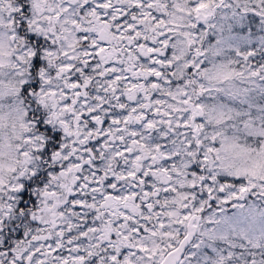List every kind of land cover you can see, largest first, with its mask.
Instances as JSON below:
<instances>
[{
	"label": "snow or ice",
	"instance_id": "obj_1",
	"mask_svg": "<svg viewBox=\"0 0 264 264\" xmlns=\"http://www.w3.org/2000/svg\"><path fill=\"white\" fill-rule=\"evenodd\" d=\"M0 264H264V0H0Z\"/></svg>",
	"mask_w": 264,
	"mask_h": 264
}]
</instances>
